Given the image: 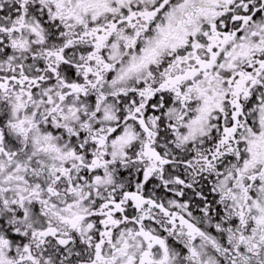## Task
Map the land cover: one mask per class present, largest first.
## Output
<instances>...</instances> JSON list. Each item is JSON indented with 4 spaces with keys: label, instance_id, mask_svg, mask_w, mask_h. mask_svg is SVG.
Masks as SVG:
<instances>
[{
    "label": "snow or ice",
    "instance_id": "1",
    "mask_svg": "<svg viewBox=\"0 0 264 264\" xmlns=\"http://www.w3.org/2000/svg\"><path fill=\"white\" fill-rule=\"evenodd\" d=\"M0 264H264V0H0Z\"/></svg>",
    "mask_w": 264,
    "mask_h": 264
}]
</instances>
